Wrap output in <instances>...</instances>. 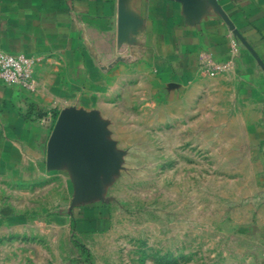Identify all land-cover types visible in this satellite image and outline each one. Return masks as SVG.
<instances>
[{"label": "rangeland", "instance_id": "374dc122", "mask_svg": "<svg viewBox=\"0 0 264 264\" xmlns=\"http://www.w3.org/2000/svg\"><path fill=\"white\" fill-rule=\"evenodd\" d=\"M236 102L120 76L98 149L2 189L0 264H264V148Z\"/></svg>", "mask_w": 264, "mask_h": 264}, {"label": "crops", "instance_id": "0c3cea01", "mask_svg": "<svg viewBox=\"0 0 264 264\" xmlns=\"http://www.w3.org/2000/svg\"><path fill=\"white\" fill-rule=\"evenodd\" d=\"M0 52L33 61L28 87L0 82V193L82 161L39 116L70 111L97 127L122 75L219 84L264 148V0H0ZM257 193L264 204V181Z\"/></svg>", "mask_w": 264, "mask_h": 264}, {"label": "water", "instance_id": "95a60500", "mask_svg": "<svg viewBox=\"0 0 264 264\" xmlns=\"http://www.w3.org/2000/svg\"><path fill=\"white\" fill-rule=\"evenodd\" d=\"M54 141L78 150L82 157L84 152H94L100 145L97 127L81 114L63 111L54 124L51 137Z\"/></svg>", "mask_w": 264, "mask_h": 264}, {"label": "built area", "instance_id": "2783aa9c", "mask_svg": "<svg viewBox=\"0 0 264 264\" xmlns=\"http://www.w3.org/2000/svg\"><path fill=\"white\" fill-rule=\"evenodd\" d=\"M33 61L21 53L0 52V82L5 86H29ZM42 125L50 127L54 123L52 112H46L39 118Z\"/></svg>", "mask_w": 264, "mask_h": 264}, {"label": "trees", "instance_id": "16d2710c", "mask_svg": "<svg viewBox=\"0 0 264 264\" xmlns=\"http://www.w3.org/2000/svg\"><path fill=\"white\" fill-rule=\"evenodd\" d=\"M45 113H46V112H45ZM45 113L41 114V115L39 116V118L42 117ZM52 116H53V119H54V114H53V113H52Z\"/></svg>", "mask_w": 264, "mask_h": 264}]
</instances>
